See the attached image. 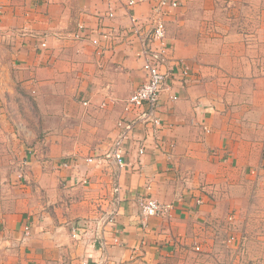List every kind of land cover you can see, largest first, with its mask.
Instances as JSON below:
<instances>
[{
  "label": "crops",
  "instance_id": "0c3cea01",
  "mask_svg": "<svg viewBox=\"0 0 264 264\" xmlns=\"http://www.w3.org/2000/svg\"><path fill=\"white\" fill-rule=\"evenodd\" d=\"M153 1L132 13L148 20ZM178 1L164 20L171 57L189 74L169 78L156 135L135 126L119 212L105 224L110 171L87 158L103 154L133 117L126 100L146 81L140 44L100 54L71 38L79 22L97 28L105 0H0V137L5 153L27 161L8 164L24 183L12 209L0 210V264H230L219 253L224 225L251 221L264 195V0ZM104 23L131 20L120 8ZM65 155L77 169L62 166ZM142 196L171 204L169 215L144 216Z\"/></svg>",
  "mask_w": 264,
  "mask_h": 264
},
{
  "label": "built area",
  "instance_id": "2783aa9c",
  "mask_svg": "<svg viewBox=\"0 0 264 264\" xmlns=\"http://www.w3.org/2000/svg\"><path fill=\"white\" fill-rule=\"evenodd\" d=\"M107 10L100 18L97 28H91L84 21L79 22L76 28L70 33L71 38L87 39L99 50L102 54L105 51L114 50L116 45L127 44L134 45L136 42L140 44V56L143 62V70L146 73V81L143 82L133 94L126 100L125 110L133 115L126 122H120L121 130L114 139L112 145L100 155H92L87 158L90 164L103 163L110 171V180L112 184L113 199L111 201L112 209L106 210L103 215L105 224H114L118 215L117 205L119 203L120 182L119 176L122 169L126 166L125 161V144L133 138L135 126L138 123L144 124L148 129L156 135L162 127L160 118V100L162 93L168 87L169 78L176 74H182L187 77L189 69L181 61L171 57V46L167 37V25L164 16L169 9L179 6L178 0H154L152 4V15L148 20H142L132 13L133 8L141 0H105ZM120 8H125L131 20L130 25L123 28L107 25L105 19H116L117 11ZM3 13L0 7V16ZM36 36V35H35ZM39 36V35H38ZM46 34L42 35L39 41V48H48ZM113 39H118L120 42L115 43ZM109 41L112 43L109 44ZM176 71V72H175ZM87 104V102H85ZM123 123V124H122ZM156 147L163 149L165 144L162 140L156 141ZM146 146L142 144L139 148V153L145 152ZM27 161H25V164ZM62 166L77 169V158L71 157L62 162ZM256 173V172H254ZM89 178H84L83 182L88 183ZM142 214L144 216H160L167 217L169 215L171 204L159 202L151 197L142 196L139 199ZM83 229L82 226H78ZM77 223L73 227L72 235L74 238L79 236ZM26 235L30 233V226L24 227ZM234 239V238H231ZM229 239V241H231ZM245 238L238 246V251L241 250V260L245 256ZM241 247V249H240ZM197 251H201V247H196ZM237 258L239 261V254Z\"/></svg>",
  "mask_w": 264,
  "mask_h": 264
},
{
  "label": "rangeland",
  "instance_id": "374dc122",
  "mask_svg": "<svg viewBox=\"0 0 264 264\" xmlns=\"http://www.w3.org/2000/svg\"><path fill=\"white\" fill-rule=\"evenodd\" d=\"M75 99L77 100V97H75ZM34 113L37 114L38 112L35 111ZM29 120H33V118L31 117ZM24 124H27V122ZM11 125L14 127L15 131L18 129V126H22L21 123L14 124L13 122ZM27 125L35 126L37 124L34 125V123H29ZM36 141H38L37 147H39L40 149L46 148L47 139L45 138L43 133L39 135ZM6 142L7 139L5 141H2L0 137V210L4 211L12 209L11 201L13 202V200L17 199L14 198L15 194L16 196L20 195L19 189L21 188L18 186H20L21 183H24L20 180V176H18V178L10 176L11 174L13 175L14 173H16V171L13 167L11 169H7L9 167L8 164L13 165L17 160L18 162L25 161L23 160L25 157L21 158L20 153L17 152V150H8V153H5L3 145ZM22 143L23 142H21V144ZM70 157L71 155L63 156L64 159ZM16 168H19L18 164ZM254 210L256 213L254 212L255 215L253 216L251 221H244L240 219L237 223H235V219H232L228 220L225 223L224 229L220 234L219 248L220 255L225 256L224 258L221 256V259H223L224 261L226 260L230 262V264H233L234 260L238 259L236 254L238 253L239 264H264V195H262L259 203L255 204ZM243 238H245L244 243L246 245L244 247L245 258L244 260H241V250L238 251V246ZM229 239H231V241H229ZM194 258L196 259V257Z\"/></svg>",
  "mask_w": 264,
  "mask_h": 264
}]
</instances>
